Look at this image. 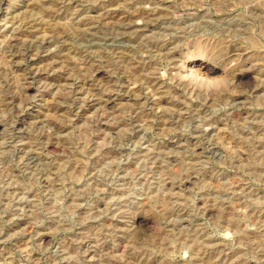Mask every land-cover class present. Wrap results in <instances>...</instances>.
I'll return each instance as SVG.
<instances>
[{
	"label": "rangeland",
	"instance_id": "1",
	"mask_svg": "<svg viewBox=\"0 0 264 264\" xmlns=\"http://www.w3.org/2000/svg\"><path fill=\"white\" fill-rule=\"evenodd\" d=\"M0 264H264V0H0Z\"/></svg>",
	"mask_w": 264,
	"mask_h": 264
}]
</instances>
